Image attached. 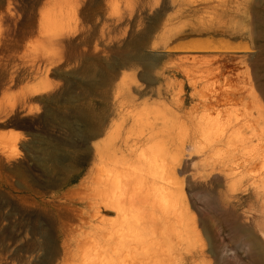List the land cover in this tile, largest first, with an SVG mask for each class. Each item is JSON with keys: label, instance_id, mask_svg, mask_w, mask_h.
Segmentation results:
<instances>
[{"label": "rangeland", "instance_id": "374dc122", "mask_svg": "<svg viewBox=\"0 0 264 264\" xmlns=\"http://www.w3.org/2000/svg\"><path fill=\"white\" fill-rule=\"evenodd\" d=\"M1 1L0 264H261L264 0Z\"/></svg>", "mask_w": 264, "mask_h": 264}, {"label": "bare ground", "instance_id": "6f19581e", "mask_svg": "<svg viewBox=\"0 0 264 264\" xmlns=\"http://www.w3.org/2000/svg\"><path fill=\"white\" fill-rule=\"evenodd\" d=\"M1 2H3V1H1L0 0V3ZM3 4V3H2ZM1 5V4H0ZM8 13V12H7ZM6 14V13H5ZM5 14L3 15V16H5ZM10 14L8 13V16H9ZM12 15V14H11ZM3 16H1L2 18H3ZM6 18V17H5ZM7 19H8V17H7ZM2 23V22H1ZM30 26V25H29ZM26 30V29H25ZM31 31H32V29H31ZM21 34V33H20ZM18 37V36H17ZM58 40V39H57ZM11 56H13V55H11ZM19 58V57H18ZM15 61V60H14ZM24 61V60H23ZM15 63H16V61H15ZM23 64V63H22ZM11 65V64H10ZM9 65V66H10ZM13 65V64H12ZM17 65V64H16ZM9 68V67H8ZM15 68H13V70H14ZM20 71V70H19ZM184 71H186V70H184ZM190 71V70H189ZM215 71H217V70H215ZM191 72V71H190ZM187 72L186 74L189 76V74H191V73H193V72ZM205 72V71H204ZM221 72V71H220ZM228 72V71H227ZM11 73V72H10ZM13 73L14 72H12L11 74L13 75ZM203 73V72H202ZM201 73V74H202ZM212 73V72H211ZM230 73V72H229ZM194 74H195V72H194ZM200 74V73H199ZM200 74V75H201ZM204 74V73H203ZM8 75V74H7ZM198 75V74H197ZM210 75V74H209ZM212 75H213V73H212ZM233 75H234V72H233ZM244 75V74H243ZM191 76V75H190ZM189 76V77H190ZM207 76H208V74H207ZM217 76V75H216ZM132 77V76H131ZM130 77V78H131ZM134 77V76H133ZM195 77V76H194ZM193 77V78H194ZM199 77V76H198ZM224 77V76H223ZM231 77H233V76H231ZM142 78V77H141ZM200 78H203V77H201L200 76ZM129 79V78H128ZM132 79V78H131ZM196 79V78H195ZM11 81V80H10ZM126 81V80H125ZM125 81H123V82H125ZM130 81V80H129ZM122 82V83H123ZM133 83V82H132ZM135 83H136V81H135ZM130 84V83H129ZM123 85V84H122ZM131 85V84H130ZM247 85V84H246ZM124 86V85H123ZM130 86H128L127 88H129ZM247 88H248V86H246ZM118 91V90H117ZM129 91H130V89H129ZM242 91V90H241ZM118 94H119V92H117ZM121 93V92H120ZM114 94V93H113ZM123 95V94H122ZM121 96V95H120ZM128 96V95H127ZM126 96V97H127ZM125 97V98H126ZM131 97V96H130ZM173 97H175V95L173 96ZM251 97V96H250ZM124 98V99H125ZM176 98V97H175ZM119 99H120V97H119ZM229 99H232L230 96H229ZM176 100V99H175ZM174 99H173V101H175ZM177 101V100H176ZM175 101V103H177ZM119 102H123V99H122V101H119ZM126 102V101H125ZM128 102H129V104L131 105H133V104H135L134 103V97L132 98H129L128 99ZM127 102V103H128ZM180 102V101H179ZM126 103V104H127ZM228 103V102H227ZM121 105H122V103H121ZM123 105H125V104H123ZM122 105V106H123ZM121 106V107H122ZM128 107V106H127ZM135 107V106H134ZM125 108H126V105H125ZM129 108V107H128ZM132 108V106L130 107V109ZM146 108V107H145ZM149 108V107H148ZM151 109H152V107H151ZM154 110V109H153ZM152 110V111H153ZM131 112V111H130ZM151 112V110L149 111V113ZM129 111L127 110V115H125V114H123L122 113V121L124 122V121H126L127 119H128V117L130 116L129 114ZM133 113H135V112H133ZM137 113H139V112H137ZM135 114V116L136 115H138V114ZM141 113H142V111H141ZM145 113H146V111H145ZM140 115V114H139ZM148 115V114H147ZM152 115H154V114H152ZM131 116H133V114L131 115ZM153 117V116H152ZM132 118V117H131ZM136 118H137V116H136ZM134 119V118H133ZM138 119V118H137ZM139 120V119H138ZM136 121V120H135ZM148 124L150 125L151 124V126L149 127L150 128V130L152 131L153 129H154V127L152 126L153 124H152V122H148ZM144 127V126H143ZM127 132V134L124 136V135H119V137H118V139H117V141H114L112 144H111V148H110V150L112 151V153L115 155V157L116 158H124L125 157V155H127L125 152L126 151H128V153H131V152H133L134 150H136V147H134V145L137 143V142H139L140 140H142V139H145V140H150L151 138H153L154 137V133H151V134H149V135H147V136H144L143 134H142V132H139L138 134L136 133V135L132 138V137H130L128 134H131V133H129V132H131L129 129L128 130H126L125 131V133ZM114 139V138H113ZM112 141V140H111ZM110 141V142H111ZM154 145V144H153ZM152 145V146H153ZM109 146V145H108ZM154 147V146H153ZM106 148H108L107 147V145H106ZM117 153H120L121 155L120 156H116L117 155ZM152 156V155H151ZM152 158V157H151ZM154 159V158H153ZM152 160H149V164H150V167H151V165H152ZM217 165V164H216ZM221 165H223L224 167L223 168H219V170H224V169H226L228 166L226 165V163L225 162H222V163H220L219 164V167L221 166ZM154 167V166H153ZM216 167L215 166H213V169H215ZM226 171V170H225ZM225 171H223V172H225ZM229 173V172H228ZM236 173V172H235ZM149 174L154 178V172L153 171H150L149 172ZM237 174V173H236ZM235 174V175H236ZM223 175L225 176V178L226 177H228L229 178V176H228V174L227 173H223ZM228 180V179H227ZM108 181V180H107ZM231 181V180H230ZM227 182V181H226ZM179 188V187H178ZM147 190V189H146ZM145 190V191H146ZM151 190L153 191L154 190V186H152L151 187ZM150 190V191H151ZM144 191V192H145ZM149 191V192H150ZM226 192V191H225ZM224 191H219V194H220V196L221 197H227L226 195H228L229 194V192H228V194L227 193H225ZM130 196V195H129ZM128 196V197H129ZM230 196H232L233 197V195L231 194ZM126 197V196H125ZM152 198V197H151ZM229 199V198H228ZM149 200H151V199H149ZM149 200H148V197H147V195H146V193H141L140 194V198H139V200H138V202L136 203V202H132V203H129V205H128V208H129V206L130 207H137L138 209H140V208H142L145 204H147V202L149 203ZM222 200H225V198H222ZM117 208H119V207H117ZM183 208V207H182ZM147 209V208H146ZM119 211H121L120 210V208H119ZM154 211V210H153ZM122 213V212H121ZM154 213V212H153ZM184 213V212H183ZM156 214V213H155ZM105 217V216H104ZM190 217V216H189ZM101 220V219H100ZM158 220V219H157ZM191 220V219H190ZM189 222V221H188ZM191 225V224H190ZM263 225V224H262ZM206 227V226H205ZM208 227V226H207ZM207 229V228H206ZM262 231V230H261ZM258 233V232H257ZM261 234V233H260ZM256 235V234H255ZM254 235V236H255ZM262 236V235H261ZM255 237H258V236H255ZM264 239V238H263ZM262 239V240H263ZM258 240H259V238H258ZM250 242H251V245H249L250 246V248H251V250H253L254 252H256L257 254H258V257H259V260L261 261V264H264V251H263V248L261 247V245H258V242H257V240L254 238V237H252V238H250ZM264 243V242H263ZM248 246V245H247ZM263 246V245H262ZM249 251H250V249H249ZM250 254V253H249ZM254 255V254H253ZM256 256V255H255ZM188 256L186 255V256H184L183 258L184 259H186ZM254 258V257H253ZM182 259V258H181ZM183 260V259H182ZM252 260V259H251ZM255 262H257V261H255Z\"/></svg>", "mask_w": 264, "mask_h": 264}]
</instances>
